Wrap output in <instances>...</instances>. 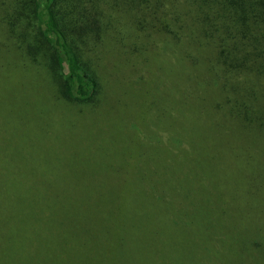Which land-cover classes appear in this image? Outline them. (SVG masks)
<instances>
[{
    "label": "trees",
    "instance_id": "trees-1",
    "mask_svg": "<svg viewBox=\"0 0 264 264\" xmlns=\"http://www.w3.org/2000/svg\"><path fill=\"white\" fill-rule=\"evenodd\" d=\"M108 111L88 156L36 145ZM228 119L263 138L264 0H0V264H264V178L248 230L208 176Z\"/></svg>",
    "mask_w": 264,
    "mask_h": 264
},
{
    "label": "rangeland",
    "instance_id": "rangeland-1",
    "mask_svg": "<svg viewBox=\"0 0 264 264\" xmlns=\"http://www.w3.org/2000/svg\"><path fill=\"white\" fill-rule=\"evenodd\" d=\"M109 49L112 50L114 48ZM111 50L108 53V58L113 65L117 64V66H113L112 70L107 67L105 73L113 79L123 81L129 76V73L126 67L124 70V62L120 61L122 52L112 50L116 53H110ZM124 57L126 58L127 56ZM131 59H134V62L137 64L138 70L134 75L136 80H127L124 81V84H131L132 89L137 91L143 86L147 79V74L143 72L146 65L141 58L131 57ZM143 76H145L144 79L137 81ZM125 90L127 89L125 88ZM127 95L128 93L122 92L120 93L119 99ZM98 114L88 117L84 116L83 118L85 119H82L80 116L78 122L74 120L72 123H67L66 126L60 125L58 121L59 118H57L59 114H57L55 116L57 121L52 130L53 133H50L45 145H36L41 151L51 149L56 153L55 156L58 158L72 157L81 150H84L83 154L88 156V150H85L86 148L83 147H88L90 141L96 142L103 138L109 140L118 132L116 113L108 111ZM230 120L232 119L226 121V128L228 127V130H223V132H219L216 137L211 138L213 141L208 147L206 155V162H208L207 165L210 170V175L208 174V176L211 177L214 182L213 184L216 190L214 191L215 193L217 192V196L223 201L227 200L229 210L234 214L235 218H238L236 214L239 215L244 220L245 228L252 230L253 223L257 222L260 224L258 219H254L253 221L248 219L250 216L249 213L253 210V204H244L243 201L237 204L233 198L236 195H247L252 191V188L254 194L259 193L258 187L263 183L261 179L264 178V176H261L259 173L264 169V135L262 136L263 138L256 139L247 132H242L234 128ZM96 122L98 123L95 124ZM73 123L77 125L74 126ZM88 132L92 133L90 134L91 137L86 135ZM99 143L100 142H97L95 146L91 147L92 150L95 149ZM105 143H108V141ZM123 146L124 145L121 144L122 148ZM114 149L115 147L112 148V150ZM88 161L89 160L85 158L80 166L86 165ZM74 166L75 165H68V170L60 177L65 179L80 178L78 168ZM246 186H248L250 190H248ZM258 200L260 201V199ZM238 209L239 212H236ZM242 222L243 221L240 220L241 224Z\"/></svg>",
    "mask_w": 264,
    "mask_h": 264
}]
</instances>
